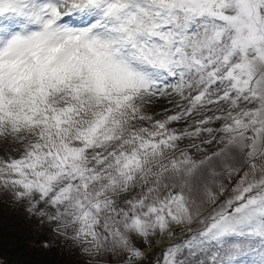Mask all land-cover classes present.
<instances>
[{"label": "snow or ice", "instance_id": "6c2138e0", "mask_svg": "<svg viewBox=\"0 0 264 264\" xmlns=\"http://www.w3.org/2000/svg\"><path fill=\"white\" fill-rule=\"evenodd\" d=\"M0 192L69 264H264V0H0Z\"/></svg>", "mask_w": 264, "mask_h": 264}, {"label": "rangeland", "instance_id": "374dc122", "mask_svg": "<svg viewBox=\"0 0 264 264\" xmlns=\"http://www.w3.org/2000/svg\"><path fill=\"white\" fill-rule=\"evenodd\" d=\"M45 232L42 228L37 234L33 222L26 220L22 210L0 192V264H69L73 260L71 253L32 246L45 238Z\"/></svg>", "mask_w": 264, "mask_h": 264}]
</instances>
